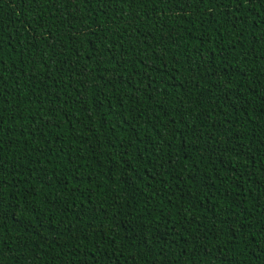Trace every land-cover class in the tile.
<instances>
[{
    "label": "trees",
    "instance_id": "16d2710c",
    "mask_svg": "<svg viewBox=\"0 0 264 264\" xmlns=\"http://www.w3.org/2000/svg\"><path fill=\"white\" fill-rule=\"evenodd\" d=\"M0 264H264V0H0Z\"/></svg>",
    "mask_w": 264,
    "mask_h": 264
}]
</instances>
